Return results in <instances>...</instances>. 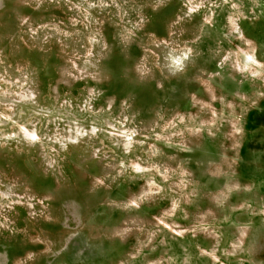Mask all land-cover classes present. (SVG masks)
<instances>
[{
  "label": "rangeland",
  "instance_id": "rangeland-1",
  "mask_svg": "<svg viewBox=\"0 0 264 264\" xmlns=\"http://www.w3.org/2000/svg\"><path fill=\"white\" fill-rule=\"evenodd\" d=\"M0 264H264V0H0Z\"/></svg>",
  "mask_w": 264,
  "mask_h": 264
}]
</instances>
